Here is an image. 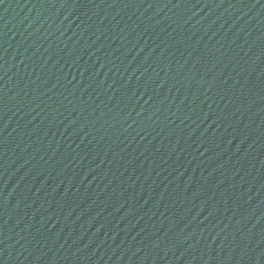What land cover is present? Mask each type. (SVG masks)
Wrapping results in <instances>:
<instances>
[{
    "label": "water",
    "instance_id": "obj_1",
    "mask_svg": "<svg viewBox=\"0 0 264 264\" xmlns=\"http://www.w3.org/2000/svg\"><path fill=\"white\" fill-rule=\"evenodd\" d=\"M0 264H264V0H0Z\"/></svg>",
    "mask_w": 264,
    "mask_h": 264
}]
</instances>
